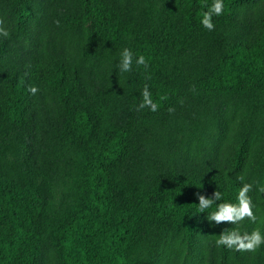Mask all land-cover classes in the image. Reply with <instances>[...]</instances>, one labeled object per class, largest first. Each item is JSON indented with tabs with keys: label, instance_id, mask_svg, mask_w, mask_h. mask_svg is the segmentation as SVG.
Returning <instances> with one entry per match:
<instances>
[{
	"label": "trees",
	"instance_id": "trees-1",
	"mask_svg": "<svg viewBox=\"0 0 264 264\" xmlns=\"http://www.w3.org/2000/svg\"><path fill=\"white\" fill-rule=\"evenodd\" d=\"M212 3L0 0V264H264L216 246L264 235V0ZM244 183L256 221L210 222Z\"/></svg>",
	"mask_w": 264,
	"mask_h": 264
},
{
	"label": "clouds",
	"instance_id": "clouds-1",
	"mask_svg": "<svg viewBox=\"0 0 264 264\" xmlns=\"http://www.w3.org/2000/svg\"><path fill=\"white\" fill-rule=\"evenodd\" d=\"M208 10L203 13V18L201 20L202 25L209 31L215 30V24L213 23V16H220L224 12V0H213V3L210 6H207ZM56 24L59 26L60 21L57 20ZM4 20L0 19V35L3 37H9L10 32L3 27ZM136 65H143L145 69L148 68V61L144 55H139L136 59ZM133 63V53L130 49L125 48L121 53V60L118 65L120 72H130L132 70ZM28 92L32 95H36L39 91L38 87L29 86L27 89ZM193 91H195L193 87ZM143 100L136 108L137 111H141L144 108H149L152 112H157L159 110V103L154 102L149 87L146 84L141 93ZM161 100L166 99V97H161ZM174 108H169V112H174ZM240 181L244 180L243 176H239ZM253 185L250 183H244L241 187L237 200L238 204L233 203H219L217 205V210L210 213L207 216V219L211 222L214 221L217 224L227 222L231 224H238L245 219L256 221L257 217L253 211V203L251 197L248 195L252 191ZM259 192L264 193V186L259 188ZM199 197V211L203 213L206 209L210 208L215 202L220 201L222 196L219 191H216L213 194L212 198H206L205 195H200ZM261 245H264V235L260 232L259 229L253 230L251 233L241 234L238 230L223 231L219 238L216 240V246H224L230 250H235L237 252H256Z\"/></svg>",
	"mask_w": 264,
	"mask_h": 264
}]
</instances>
